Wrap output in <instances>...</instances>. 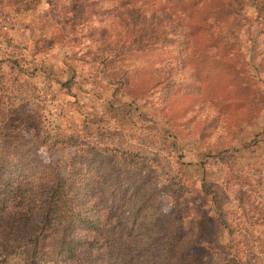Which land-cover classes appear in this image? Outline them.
<instances>
[{"label":"rangeland","instance_id":"1","mask_svg":"<svg viewBox=\"0 0 264 264\" xmlns=\"http://www.w3.org/2000/svg\"><path fill=\"white\" fill-rule=\"evenodd\" d=\"M47 1L0 0V119L10 120L12 135L63 171L86 146L145 157L166 174L177 160H198L202 151L227 156L226 163L212 161L209 178L221 183L235 248L264 264V135L262 147L241 148L257 127L264 129V109L249 104L230 67L188 58L182 28L159 10L130 15L103 11L104 1L84 9L90 1ZM246 2L250 28L241 35L249 46L257 27ZM149 36L164 41L129 50ZM256 156L263 160L257 170ZM236 159L242 162L238 177L229 176ZM187 225L171 264L186 263L185 252L194 260L203 251L188 244ZM223 258L206 254L203 261L221 264Z\"/></svg>","mask_w":264,"mask_h":264},{"label":"trees","instance_id":"2","mask_svg":"<svg viewBox=\"0 0 264 264\" xmlns=\"http://www.w3.org/2000/svg\"><path fill=\"white\" fill-rule=\"evenodd\" d=\"M88 1L83 9L104 1L103 11L109 13L120 8L130 15L141 10L168 14L184 32L182 50L190 45L188 58L229 66L232 79L244 84L249 104L256 112L264 109V0H249L257 27L249 46L241 35L250 22L246 0ZM146 40L131 43L129 50H148L164 37ZM252 125L257 127L258 120ZM12 128L9 119H0V264H171L187 222L188 244L203 251L194 260L185 252L181 264H207L204 256L218 253L224 254L221 264L258 262L256 254L235 248L221 183L209 178L212 161L226 163L227 156L202 151L198 160H177L175 171L166 174L145 157L86 146L83 155L63 163V171L44 161L35 146L19 141ZM257 128L241 148L262 147L264 129ZM253 159L257 170L263 160ZM238 161L226 167L229 176L238 177ZM209 225L213 233L205 234Z\"/></svg>","mask_w":264,"mask_h":264}]
</instances>
